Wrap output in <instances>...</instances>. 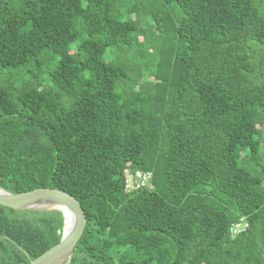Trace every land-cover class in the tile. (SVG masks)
I'll list each match as a JSON object with an SVG mask.
<instances>
[{
    "label": "trees",
    "instance_id": "obj_1",
    "mask_svg": "<svg viewBox=\"0 0 264 264\" xmlns=\"http://www.w3.org/2000/svg\"><path fill=\"white\" fill-rule=\"evenodd\" d=\"M0 187L80 200L60 264H264L261 1L0 0ZM64 225L0 204V264Z\"/></svg>",
    "mask_w": 264,
    "mask_h": 264
},
{
    "label": "water",
    "instance_id": "obj_2",
    "mask_svg": "<svg viewBox=\"0 0 264 264\" xmlns=\"http://www.w3.org/2000/svg\"><path fill=\"white\" fill-rule=\"evenodd\" d=\"M0 204L16 208H47L59 206L65 215V225L61 240L50 247L30 264H60L71 258L75 245L83 234L87 216L80 200L71 192L56 187H35L30 190L11 192L0 187ZM73 213V224L66 230V208Z\"/></svg>",
    "mask_w": 264,
    "mask_h": 264
},
{
    "label": "built area",
    "instance_id": "obj_3",
    "mask_svg": "<svg viewBox=\"0 0 264 264\" xmlns=\"http://www.w3.org/2000/svg\"><path fill=\"white\" fill-rule=\"evenodd\" d=\"M125 175V190L127 192L136 190L140 188L141 186L146 185L149 180L151 179V172H144L142 170H132L129 168H126L124 171ZM246 226V223L241 220L240 222H237L235 226L233 227L234 233H239L241 230L244 229Z\"/></svg>",
    "mask_w": 264,
    "mask_h": 264
},
{
    "label": "bare ground",
    "instance_id": "obj_4",
    "mask_svg": "<svg viewBox=\"0 0 264 264\" xmlns=\"http://www.w3.org/2000/svg\"><path fill=\"white\" fill-rule=\"evenodd\" d=\"M66 208V207H65ZM66 217H67V222H66V230H69V228L72 226L73 224V213L71 212V210H69L68 208H66Z\"/></svg>",
    "mask_w": 264,
    "mask_h": 264
},
{
    "label": "rangeland",
    "instance_id": "obj_5",
    "mask_svg": "<svg viewBox=\"0 0 264 264\" xmlns=\"http://www.w3.org/2000/svg\"><path fill=\"white\" fill-rule=\"evenodd\" d=\"M259 1V0H258ZM261 1V4L263 5V8H264V0H260ZM262 8V7H261Z\"/></svg>",
    "mask_w": 264,
    "mask_h": 264
}]
</instances>
